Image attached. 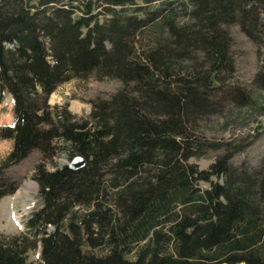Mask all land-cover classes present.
I'll use <instances>...</instances> for the list:
<instances>
[{
	"label": "trees",
	"instance_id": "1",
	"mask_svg": "<svg viewBox=\"0 0 264 264\" xmlns=\"http://www.w3.org/2000/svg\"><path fill=\"white\" fill-rule=\"evenodd\" d=\"M235 23L264 26V0H0V103L10 94L13 115L0 198L17 188L5 169L33 150L85 160L37 165L41 204L24 232H0V264H35L38 247L41 264H264V172L233 153L207 170L188 161L196 120L233 77ZM92 72L122 87L87 117L48 103Z\"/></svg>",
	"mask_w": 264,
	"mask_h": 264
},
{
	"label": "rangeland",
	"instance_id": "2",
	"mask_svg": "<svg viewBox=\"0 0 264 264\" xmlns=\"http://www.w3.org/2000/svg\"><path fill=\"white\" fill-rule=\"evenodd\" d=\"M104 17L103 14L99 16L100 19ZM228 31L234 60L233 77L216 91L213 111L196 120L192 131L196 155L188 161L207 170L218 157L233 153L231 165L264 172V26L249 34L235 23ZM121 87L119 79L92 72L59 84L50 94L48 103L67 104L76 116L87 117L92 110V101L109 98ZM12 123V97L7 94L0 103V164L12 148V140L3 137L4 128ZM67 161L63 150L45 159L40 151L33 150L26 158L5 169V175L16 183L17 188L0 198L1 233L24 232L27 214L40 206L39 187L34 178L37 165L50 171ZM200 185L207 187L209 183L201 181ZM39 256L38 247L28 252V261L41 264Z\"/></svg>",
	"mask_w": 264,
	"mask_h": 264
},
{
	"label": "water",
	"instance_id": "3",
	"mask_svg": "<svg viewBox=\"0 0 264 264\" xmlns=\"http://www.w3.org/2000/svg\"><path fill=\"white\" fill-rule=\"evenodd\" d=\"M84 163H85V160L83 157L76 156L70 161L69 167L72 169H77V168H80L81 166H83Z\"/></svg>",
	"mask_w": 264,
	"mask_h": 264
}]
</instances>
